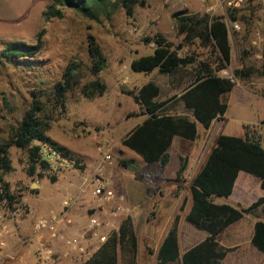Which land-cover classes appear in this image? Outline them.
Returning <instances> with one entry per match:
<instances>
[{"label": "rangeland", "instance_id": "374dc122", "mask_svg": "<svg viewBox=\"0 0 264 264\" xmlns=\"http://www.w3.org/2000/svg\"><path fill=\"white\" fill-rule=\"evenodd\" d=\"M54 1L0 0V54L12 42L35 45L39 39L42 41L39 54L32 59L8 62L0 56V142L20 123L29 109L31 93L37 89L44 95L45 120L49 124L46 134L70 152L76 167L65 169L45 162V169L41 167L43 161L40 160L32 173L29 152L16 147L10 149L12 171L4 176V181L18 198V203L11 211L1 203L0 214L16 220L14 213L17 212L19 222L11 221L15 235L9 239L8 250L14 251V259H1L0 264H39L34 242H23L32 235L37 219L61 212L63 202L78 195L84 180L92 175L100 160L99 145L110 148L112 154V164L106 167L104 179L123 197V204L132 210L128 217L132 219L139 239L137 262L158 264V250L176 216L180 218L182 243L190 238L189 246H192L202 240L200 237L204 232L189 224L186 216L192 206L193 179L206 163L218 137L247 136L258 140L264 147V0H247L236 8L233 14L237 21L230 17L234 10L228 6L231 0H207L206 3L202 0H143L144 5L134 6L131 13L126 11L122 0H105V9L94 19L67 6L59 7L62 17H50L47 13ZM175 14H207L223 17L227 27L232 22L241 25L237 32L228 29L232 60L227 69L217 73L232 80L235 86L225 97L228 103L226 114L214 121L209 130L199 125V138L195 142L177 139L174 144V149L188 158L182 182L176 181L177 176L164 178L159 164L145 163L122 143L145 118L135 116L142 109L133 98L142 86L150 82L157 84L161 88L158 101L170 100L176 95L180 97L194 80L199 63L217 61L216 51L204 47L199 39L185 43L184 35L177 31ZM158 34L174 48L180 46V56L194 58L195 64L180 69L174 75L161 74L158 70L152 73L132 70L133 60L154 50V45L146 39ZM89 36L96 38L107 59V67L98 77L89 73ZM243 52H246L245 57H242ZM75 62L80 64L78 85L67 94L65 106L48 104L54 84L62 79L67 66ZM241 68L254 69V73L249 78L236 77L234 71ZM95 79L106 86V92L89 98L82 93V87ZM166 110L174 115L189 114L179 99H173ZM124 161L129 163V167L122 164ZM178 164L179 157L172 152L171 169ZM245 175L251 178L246 185L248 198L255 201L264 191L260 188L259 179ZM138 186L143 187L140 189ZM226 202L224 200L223 203ZM258 210L264 214V205ZM84 215L85 230L91 212L86 211ZM248 219L253 220L251 216ZM120 224L114 222L115 230ZM105 232L101 230V233ZM228 232L226 230L220 236V243L226 242ZM248 240L244 238L240 246L226 242L231 251L223 264H264V255L256 253ZM72 259L71 263L76 264L74 256Z\"/></svg>", "mask_w": 264, "mask_h": 264}, {"label": "trees", "instance_id": "16d2710c", "mask_svg": "<svg viewBox=\"0 0 264 264\" xmlns=\"http://www.w3.org/2000/svg\"><path fill=\"white\" fill-rule=\"evenodd\" d=\"M123 6L131 13L136 5H144L143 0H122ZM60 6L73 7L86 17L94 19L105 9V0H55L49 8L48 16L62 17ZM232 21H237L233 14ZM177 31L184 35L185 43L199 39L204 47H210L218 54L213 63H199L195 78L182 91L180 97L158 101L161 88L153 83H147L133 95L135 102L142 111L135 114L145 117L126 135L122 143L136 153L147 164L158 163L164 168L169 162V148L175 138L195 142L199 138V125L209 130L215 119L222 117L228 110L225 97L234 89V83L217 73L229 67L232 60V45L229 31L223 17L210 15L181 16L174 15ZM146 41L154 45L151 54L142 56L131 63L135 72L152 73L158 70L161 74L174 75L180 69L195 64V59L179 54L180 46L174 48L163 36L156 35ZM42 41L29 45L24 42H12L5 46L0 56L8 62L21 59H32L40 52ZM91 66L89 73L98 77L107 67V59L93 36L88 40ZM246 52L242 53V57ZM80 64L71 63L67 66L63 77L54 84V91L48 104L64 107L67 94L78 85L77 76ZM254 69L241 68L234 71L236 77L249 78ZM106 86L98 79L92 80L82 87V93L93 98L102 96ZM29 109L20 123L12 128L6 139L0 142V202L8 209L14 210L18 198L11 192L10 186L4 181V176L12 171L10 149L16 147L29 152L31 172H35L40 163L39 151L43 144H49L71 156L65 148L58 146L47 136L49 124L45 120L46 107L44 95L35 89L32 93ZM132 95V93H131ZM179 99L189 114L174 115L168 113L167 105ZM134 114L130 115L133 116ZM72 157V156H71ZM181 165L176 181L182 182L188 168V158L181 156ZM42 168H47L45 162ZM129 167L128 162H122ZM249 174L260 181L264 191V147L258 140L249 137L220 135L216 145L207 158L199 173L191 184L192 206L186 216V221L200 231L208 234L207 238L193 246L184 254L179 245V216H176L171 229L164 238L158 253V264H222L231 249L224 248L219 243L220 236L234 223L245 215L264 205V197H259L248 207L234 206L220 200L229 199L238 180L239 174ZM41 178L43 174H39ZM56 180L55 177L52 178ZM251 243L255 249L264 253V221H258L254 227ZM139 239L130 217L125 218L117 231H113L107 242L85 264H138Z\"/></svg>", "mask_w": 264, "mask_h": 264}, {"label": "built area", "instance_id": "2783aa9c", "mask_svg": "<svg viewBox=\"0 0 264 264\" xmlns=\"http://www.w3.org/2000/svg\"><path fill=\"white\" fill-rule=\"evenodd\" d=\"M246 1L231 0L228 6L233 9L240 8ZM202 2L206 3L207 0ZM228 29L237 32L241 29V25L238 22L228 23ZM97 151L101 156L100 160L92 175L84 180L79 192L81 196L91 190L98 208L89 216L84 232L74 237L65 234L64 225L70 223L69 213L78 201L77 196L66 199L62 204L61 212L37 219L32 228V235L23 243L28 241L36 243V258L39 264H47L49 260H55L56 251L46 244L53 242L66 246L72 257H75L76 264H85L107 242L109 235L117 231L114 222L120 224L124 217L131 214V208L123 204V197L119 196L104 179L106 167L112 164L111 149L99 145ZM39 157L41 161L51 165L56 164L60 168L73 170L76 167V161L71 156L49 144L41 146ZM14 216L16 220H9L6 215L0 214V254H2L0 260L14 259V251L8 250L9 239L15 235V227L11 221L19 222V214L15 212ZM101 230L106 232L101 233ZM92 239L96 241L92 242ZM18 264L23 263L18 262Z\"/></svg>", "mask_w": 264, "mask_h": 264}, {"label": "crops", "instance_id": "0c3cea01", "mask_svg": "<svg viewBox=\"0 0 264 264\" xmlns=\"http://www.w3.org/2000/svg\"><path fill=\"white\" fill-rule=\"evenodd\" d=\"M177 97H179V95H177ZM220 118L221 117H218L214 121H216V120H218ZM214 121H213L212 125L214 124ZM212 125H211V127H212ZM177 139H179V138H175V140L173 142V145L168 150V153L170 155L169 162L167 163V165L164 168H161L159 166V169H160L159 171H160V173L162 174V176L164 178L174 179L177 176L178 170L180 169V165H181L180 158H181V156L186 157V155L184 153H182L181 151H179L177 149H174V144H175ZM180 140H182V139H180ZM183 141H187V140H183ZM172 152L177 157H179L178 167H175L173 169H171ZM156 164H158V163H153V164H149V165H156ZM245 174L246 173H243V172H241L239 174V177H238V180L236 182V185H235L234 192H233L232 196L229 199L225 200V201H227V203H229L231 205H234V206L248 207L250 204H252L254 202V198H252V197L248 198L250 195L248 193L249 191L247 190L246 185H248L247 182H249L251 180V178H249V176H246ZM254 183L258 184L257 181H254ZM142 187L138 186V188H140V189ZM259 197H264V192L261 193V195ZM259 197H257V199ZM76 198L78 199L77 202H79V200H81L80 204L77 205V203H76L73 206V208L71 209V211L69 213V221H70V223L64 225L65 234L70 236V237H74L72 235L81 234L82 232H84V227H85V222H86V218H85L84 213L86 211H88V213L91 212V214H92L98 208V204H97L94 196L92 195V191L91 190L86 191V193H84L81 196H80V192H79ZM223 201L224 200H220V202H223ZM258 209L254 210L250 214L245 215L241 220H239L238 222L234 223L233 225H231L227 229V231H229V232L227 234L226 242H228V243H237V245L240 246V245H242V242H243L244 238H249L248 243H249V245L252 246L254 251H256V253L264 255V253H261L257 249H255L253 247L252 243H251V239H252V237L254 235L255 224L258 221H264V214H260L258 212L259 211ZM249 216H251L253 218V220L248 219ZM234 226L236 228L232 229L231 227H234ZM198 231H200V230H198ZM202 232H204V231H202ZM207 236H208V234L206 232H204L203 235L200 237L202 239L200 242L204 241L207 238ZM190 241H191V239L189 238L185 242V244L181 242V240H180V228H179V245H180L181 254H184L190 248L195 246V245L189 246L190 245L189 244ZM221 242L222 243H220V241H219V243H220V245L222 247H224V248L227 247V249L229 248L227 246L228 244L226 242H223V241H221ZM46 244L49 245L50 247L54 248V250L57 253V256H56L55 260H49L47 262V264H73V263H71V261L73 260L72 259L73 258L72 254L69 253L70 250L66 246H64L62 244H59V243H56V244H53V243L48 244V243H46ZM33 246H35V249H36L37 246H36L35 242H34ZM19 247H20V245H19ZM11 251H13V250H11ZM28 262H30V261H28Z\"/></svg>", "mask_w": 264, "mask_h": 264}]
</instances>
